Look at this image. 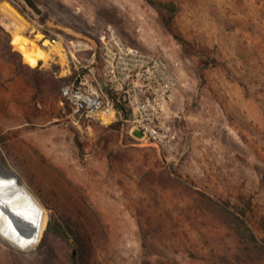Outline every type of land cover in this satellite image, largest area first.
Instances as JSON below:
<instances>
[{"label":"rangeland","instance_id":"rangeland-1","mask_svg":"<svg viewBox=\"0 0 264 264\" xmlns=\"http://www.w3.org/2000/svg\"><path fill=\"white\" fill-rule=\"evenodd\" d=\"M0 0L22 35L95 48L111 25L127 44L180 62L171 125L73 124L64 58L30 67L0 21V175L26 187L64 239L20 249L0 235V264H71L66 227L90 239V264H264V0ZM161 15L168 17L167 28ZM1 20V16H0ZM197 191L236 210L238 239Z\"/></svg>","mask_w":264,"mask_h":264},{"label":"built area","instance_id":"built-area-1","mask_svg":"<svg viewBox=\"0 0 264 264\" xmlns=\"http://www.w3.org/2000/svg\"><path fill=\"white\" fill-rule=\"evenodd\" d=\"M63 49L61 97L73 124L171 125L166 109L180 82V62L125 43L107 25L94 47Z\"/></svg>","mask_w":264,"mask_h":264},{"label":"bare ground","instance_id":"bare-ground-1","mask_svg":"<svg viewBox=\"0 0 264 264\" xmlns=\"http://www.w3.org/2000/svg\"><path fill=\"white\" fill-rule=\"evenodd\" d=\"M1 22L11 30L10 43L22 61L30 67L46 64L56 54L61 59L65 53L59 42H47V48L22 35L25 21L6 3L0 5ZM47 220V211L36 197L24 186L0 175V235L11 244L28 249L40 240Z\"/></svg>","mask_w":264,"mask_h":264},{"label":"trees","instance_id":"trees-1","mask_svg":"<svg viewBox=\"0 0 264 264\" xmlns=\"http://www.w3.org/2000/svg\"><path fill=\"white\" fill-rule=\"evenodd\" d=\"M161 19L164 25L168 28V17L161 15ZM65 79V78H63ZM2 175V174H1ZM197 194L201 198L202 204L214 211L215 216L221 221V223L228 226L232 233L240 240L246 242L256 241L253 237V233L248 226L245 219L246 211L249 209V202L246 201L243 207L233 210L234 207H225L223 204L218 203L214 198L209 197L206 193L197 191ZM62 226L57 221H49L42 238L39 243V248L48 247L51 244L53 238L64 239ZM67 238H69L73 245H75L74 252L70 253L71 264H90V239L86 231L81 229L78 225L74 224V227L69 225L66 227ZM261 241L264 242V235L261 237ZM264 245V244H263Z\"/></svg>","mask_w":264,"mask_h":264},{"label":"water","instance_id":"water-1","mask_svg":"<svg viewBox=\"0 0 264 264\" xmlns=\"http://www.w3.org/2000/svg\"><path fill=\"white\" fill-rule=\"evenodd\" d=\"M24 3L36 14H41L42 10L41 8L37 5L35 0H23Z\"/></svg>","mask_w":264,"mask_h":264}]
</instances>
